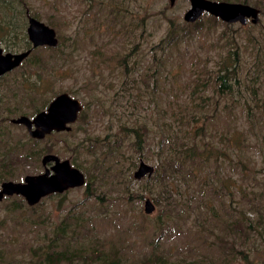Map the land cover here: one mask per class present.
Instances as JSON below:
<instances>
[{
    "label": "rangeland",
    "instance_id": "374dc122",
    "mask_svg": "<svg viewBox=\"0 0 264 264\" xmlns=\"http://www.w3.org/2000/svg\"><path fill=\"white\" fill-rule=\"evenodd\" d=\"M217 1L258 20L189 22L190 0H0L4 51L31 46L30 17L57 39L0 77V184L48 153L85 176L32 205L2 197L0 264H264V0ZM61 92L82 106L69 130L10 122ZM141 161L154 170L137 178Z\"/></svg>",
    "mask_w": 264,
    "mask_h": 264
},
{
    "label": "water",
    "instance_id": "95a60500",
    "mask_svg": "<svg viewBox=\"0 0 264 264\" xmlns=\"http://www.w3.org/2000/svg\"><path fill=\"white\" fill-rule=\"evenodd\" d=\"M171 1L173 2V0ZM204 12L228 23L237 21L245 23L247 18H251V21L255 23L259 15V9L247 3L190 0V7L185 12L184 19L189 22L194 21ZM27 33L33 46L55 45L57 42L54 29L34 17L29 18ZM29 52L30 50L2 54L0 48V75L19 65ZM81 108L78 99L63 92L54 97L46 110L38 112L33 118L19 116L13 121L26 125L33 137L41 139L53 130H69V124L77 119ZM48 163H51L49 167L46 166ZM42 164L45 166V170L41 174L27 175L23 181H3L0 184V200L3 196L20 195L32 205L48 194L63 192L68 188L81 186L85 182L82 171L72 166L68 159H60L58 156L48 153L43 156ZM153 170L152 165L141 161L135 176L139 178L147 173L150 174ZM144 210L147 213L154 210L150 199H146Z\"/></svg>",
    "mask_w": 264,
    "mask_h": 264
},
{
    "label": "flooded vegetation",
    "instance_id": "af4514ba",
    "mask_svg": "<svg viewBox=\"0 0 264 264\" xmlns=\"http://www.w3.org/2000/svg\"><path fill=\"white\" fill-rule=\"evenodd\" d=\"M28 22H29V20H28ZM45 24V23H44ZM28 25H29V23H28ZM28 27V26H27ZM50 27V26H49ZM55 37H56V34H55ZM57 43V42H56ZM56 45V44H55ZM55 45H39V46H33V44L31 43V46L30 47H27L26 49H24V50H22V51H26V50H30V52H29V54L21 61V63L30 55V53L32 52V50L34 49V48H37V47H40V46H49V47H53V46H55ZM0 48L2 49V47L0 46ZM22 51H14V52H10V51H4L3 49H2V54H5V53H19V52H22ZM21 63L19 64V65H17L16 67H14V68H12V69H10V70H8V71H6L5 73H3L2 75H0V77L1 76H3L4 74H6L7 72H10V71H12V70H14V69H16L17 67H19L20 65H21ZM61 93H63V92H61ZM58 94H60V93H58ZM58 94H56V95H58ZM55 95V96H56ZM54 96V97H55ZM54 97L49 101V103L54 99ZM49 103L47 104V106L43 109V110H40V111H44V110H46L47 109V107H48V105H49ZM40 111H38V112H40ZM37 112V113H38ZM36 113V114H37ZM35 114V115H36ZM20 116H26V115H20ZM19 117V116H18ZM28 117V116H27ZM34 116H32V117H28V118H33ZM15 118H17V117H14V118H11L10 119V122L11 123H13V124H17V125H20V126H24L25 128H26V130H27V132H28V134H29V136L31 137V138H34V139H38V138H36V137H33L32 135H31V133H30V130H28V128H27V126L26 125H24V124H22V123H16V122H14L13 120L15 119ZM34 128V127H33ZM53 132H59V131H55V130H53V131H51V132H49V133H47V134H45V136H47V135H49V134H51V133H53ZM44 136V137H45ZM43 137V138H44Z\"/></svg>",
    "mask_w": 264,
    "mask_h": 264
}]
</instances>
